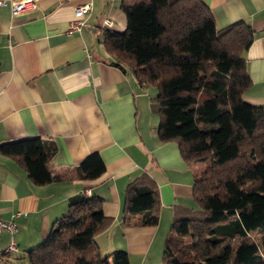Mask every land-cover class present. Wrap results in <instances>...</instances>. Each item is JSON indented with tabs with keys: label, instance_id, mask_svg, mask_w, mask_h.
Wrapping results in <instances>:
<instances>
[{
	"label": "crops",
	"instance_id": "1",
	"mask_svg": "<svg viewBox=\"0 0 264 264\" xmlns=\"http://www.w3.org/2000/svg\"><path fill=\"white\" fill-rule=\"evenodd\" d=\"M85 0H38V10L12 17L0 0V144L39 137L55 146L49 167L61 174L35 184L10 156L0 152V218L16 230L0 232V249L12 238L5 264H28L68 199L85 191L103 199L109 225L95 236L102 255L128 253L130 264H156L177 208L196 206L192 188L198 168L187 163L176 140H161L156 89L140 85L105 48L101 32L123 31L121 0H91L79 32L66 33L74 6ZM217 28L245 21L253 40L244 51L251 84L243 99L264 104V0H202ZM110 18L112 24L104 25ZM99 152L105 171L94 179L70 178L80 161ZM146 172L156 183L160 207L155 225L124 222L127 184Z\"/></svg>",
	"mask_w": 264,
	"mask_h": 264
},
{
	"label": "trees",
	"instance_id": "2",
	"mask_svg": "<svg viewBox=\"0 0 264 264\" xmlns=\"http://www.w3.org/2000/svg\"><path fill=\"white\" fill-rule=\"evenodd\" d=\"M126 26L105 29L102 42L140 85L156 89L161 140H176L183 159L197 166L196 206L177 208L160 264H264V104L243 99L251 84L244 51L253 30L243 20L217 28L202 0H121ZM35 184L61 179L49 167L53 143L39 137L0 144ZM105 171L97 151L70 178ZM103 199L72 195L43 240L28 249V264H130L128 253L102 255L95 236L110 223ZM160 199L143 172L126 186L124 222L155 225Z\"/></svg>",
	"mask_w": 264,
	"mask_h": 264
},
{
	"label": "built area",
	"instance_id": "3",
	"mask_svg": "<svg viewBox=\"0 0 264 264\" xmlns=\"http://www.w3.org/2000/svg\"><path fill=\"white\" fill-rule=\"evenodd\" d=\"M10 13L12 17L28 14L38 10V0H9ZM92 9V1L85 0L74 6L75 18L68 22L66 33L71 35L75 32H79L85 22L86 15ZM104 25L109 26L112 24L110 18L103 20ZM6 230L11 234L16 230V224L13 221H5L0 218V232ZM17 250V246L14 240L11 238L4 249H0V264H5L4 254L8 252H14Z\"/></svg>",
	"mask_w": 264,
	"mask_h": 264
},
{
	"label": "rangeland",
	"instance_id": "4",
	"mask_svg": "<svg viewBox=\"0 0 264 264\" xmlns=\"http://www.w3.org/2000/svg\"><path fill=\"white\" fill-rule=\"evenodd\" d=\"M151 88H152V89H154V87H153V86H152ZM170 225H171V224H170ZM169 228H170V227H169ZM161 260H162V258H161ZM161 260H160V262H159V263H156V264H160V263H161Z\"/></svg>",
	"mask_w": 264,
	"mask_h": 264
}]
</instances>
